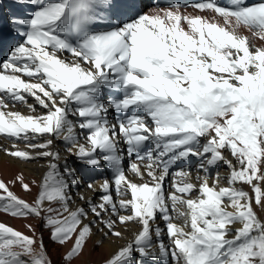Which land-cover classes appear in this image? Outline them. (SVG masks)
<instances>
[{"label": "snow or ice", "instance_id": "6c2138e0", "mask_svg": "<svg viewBox=\"0 0 264 264\" xmlns=\"http://www.w3.org/2000/svg\"><path fill=\"white\" fill-rule=\"evenodd\" d=\"M0 137V264H264V0H0Z\"/></svg>", "mask_w": 264, "mask_h": 264}, {"label": "bare ground", "instance_id": "6f19581e", "mask_svg": "<svg viewBox=\"0 0 264 264\" xmlns=\"http://www.w3.org/2000/svg\"><path fill=\"white\" fill-rule=\"evenodd\" d=\"M257 43H260L259 41ZM25 113H27V109H22ZM0 143H3L4 145H9V141L3 139V137H0ZM43 163V161H41ZM0 167L3 168L4 174L6 178L11 179L14 175L17 174L19 170H22L26 176V178L31 179L34 177H38L42 169L38 167V165L35 164H20L18 162L10 161L9 158L4 156L2 153H0ZM223 172L224 169H221ZM92 177L96 180H102L106 175H109L105 172H95L91 174ZM19 190V187L16 189ZM98 195V194H97ZM9 223L14 224L17 227H22V221L19 220H10ZM116 245H106L107 251H113L115 249ZM103 253H95L93 258L96 260H99L102 257Z\"/></svg>", "mask_w": 264, "mask_h": 264}]
</instances>
